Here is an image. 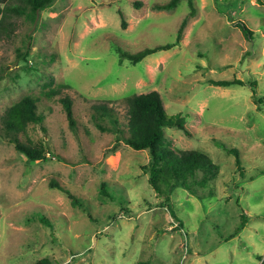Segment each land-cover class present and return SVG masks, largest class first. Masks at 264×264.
Returning <instances> with one entry per match:
<instances>
[{"label": "rangeland", "instance_id": "obj_1", "mask_svg": "<svg viewBox=\"0 0 264 264\" xmlns=\"http://www.w3.org/2000/svg\"><path fill=\"white\" fill-rule=\"evenodd\" d=\"M168 1L54 0L0 37V264H264V0H193V13L188 0L154 6ZM184 18L170 49L135 64L117 50L172 42ZM152 89L187 114L191 135L166 127L164 143L218 167L207 186L194 184L202 199L176 187L161 204L142 168L149 149L119 139L100 112L124 124L127 97ZM27 95L44 119L18 136L42 143L45 159L29 160L1 128Z\"/></svg>", "mask_w": 264, "mask_h": 264}, {"label": "trees", "instance_id": "obj_2", "mask_svg": "<svg viewBox=\"0 0 264 264\" xmlns=\"http://www.w3.org/2000/svg\"><path fill=\"white\" fill-rule=\"evenodd\" d=\"M179 0H169L166 3L155 4L156 8H172L176 6ZM54 0H0V37H10L16 26L14 17L24 15L35 21L39 13L51 5ZM191 6V13L194 12L193 0H188ZM1 4H3L1 6ZM138 5V3H136ZM122 13V12H121ZM187 19L184 18L177 32L176 39L172 42L158 44L152 47H146L140 51L131 53L117 48L122 57H127L132 63H138L146 56L160 50L170 49L180 42L183 28ZM124 19L122 25H124ZM241 27L247 36H250L249 28L241 22ZM240 82L239 79H212V83L217 85H230ZM253 84H256L254 82ZM39 98L27 95L18 102L9 106L2 116V130L11 141L15 143L16 148L25 154L31 161L45 159L46 149L43 144H34L31 140L23 141L18 134L26 130L28 124L40 123L44 119L43 112L39 111L37 104ZM261 101V98H258ZM71 126L75 125L72 99L68 96L61 98ZM103 115H108L112 123L111 130L117 132L118 138L135 149L147 148L150 151L148 163L143 164V170L148 173V182L153 187L158 197H161V204L169 206L171 194L176 187H184L195 193L199 198L203 194H197L194 184L202 187L207 186L209 178L214 177L218 172L217 165L211 163L210 158L201 151L195 149H175L164 143L165 128L177 127L186 134L191 135L187 127V114L182 112H169L164 105L160 92L152 89L142 93H134L127 97V121L120 123L119 118L115 116L110 108L100 111ZM123 125V126H122ZM100 127L105 129L104 126ZM236 154L237 164L241 159L237 149H233ZM54 186L63 189L71 196L72 194L66 188L58 183ZM105 189V186H103ZM210 194L211 191H210ZM210 196V195H208ZM128 211V210H127ZM175 218L176 215L173 214ZM245 215L241 216V224L244 226L247 219ZM41 219L48 225L52 222L46 218ZM181 222V220H179ZM240 227V226H239ZM241 228V227H240ZM239 229V228H238ZM235 233L231 234L234 235ZM230 235V236H231ZM32 264H54L49 258H42Z\"/></svg>", "mask_w": 264, "mask_h": 264}, {"label": "crops", "instance_id": "obj_3", "mask_svg": "<svg viewBox=\"0 0 264 264\" xmlns=\"http://www.w3.org/2000/svg\"><path fill=\"white\" fill-rule=\"evenodd\" d=\"M249 225H248V223H247V225H244V227H248Z\"/></svg>", "mask_w": 264, "mask_h": 264}]
</instances>
